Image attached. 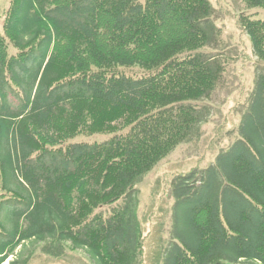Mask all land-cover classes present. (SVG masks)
Returning a JSON list of instances; mask_svg holds the SVG:
<instances>
[{
	"label": "trees",
	"instance_id": "1",
	"mask_svg": "<svg viewBox=\"0 0 264 264\" xmlns=\"http://www.w3.org/2000/svg\"><path fill=\"white\" fill-rule=\"evenodd\" d=\"M242 2L264 9V0ZM212 12L208 0H9L0 264L31 240L69 242L93 264H137L135 185L188 140L202 116L195 103L222 78L223 61L200 52L215 33ZM239 24L264 63V21L241 15ZM131 67L142 74L122 71ZM78 133L111 136L61 146ZM238 135L213 164L173 179L184 231L172 235L164 264H264V70ZM120 200L108 216L95 212Z\"/></svg>",
	"mask_w": 264,
	"mask_h": 264
},
{
	"label": "rangeland",
	"instance_id": "2",
	"mask_svg": "<svg viewBox=\"0 0 264 264\" xmlns=\"http://www.w3.org/2000/svg\"><path fill=\"white\" fill-rule=\"evenodd\" d=\"M208 1L213 8L210 20L215 33L200 52L205 57L223 61L224 71L211 95L195 103L202 116L188 140L179 143L135 185V212L142 231V247L137 264H164V253L174 241L172 235L184 231L185 208L176 206L171 193L173 179L192 169L207 168L214 163L218 153L227 150L239 138L238 125L248 107L255 77L264 70V63L254 55L250 39L239 24L241 15L264 21V9L249 8L242 0ZM8 5L9 0H0V32ZM15 52L9 46V55ZM122 71L131 76L142 74L137 67ZM10 100L17 102L13 95H10ZM110 136L78 133L61 146L75 142H102ZM122 203L120 200L95 212L108 216L113 207ZM10 210V204H7L2 214L6 222H9ZM15 255L2 264H10L13 259L18 264H93L84 250L73 249L69 242L63 241H27L16 248Z\"/></svg>",
	"mask_w": 264,
	"mask_h": 264
}]
</instances>
